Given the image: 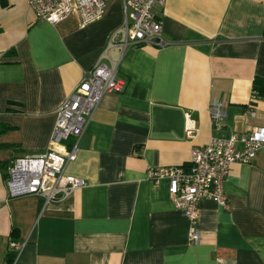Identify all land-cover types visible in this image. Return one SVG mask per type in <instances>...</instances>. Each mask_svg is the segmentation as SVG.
I'll return each instance as SVG.
<instances>
[{"label":"crops","instance_id":"obj_1","mask_svg":"<svg viewBox=\"0 0 264 264\" xmlns=\"http://www.w3.org/2000/svg\"><path fill=\"white\" fill-rule=\"evenodd\" d=\"M155 11L170 43L122 49L120 33L110 41L120 0L84 27L77 15L52 25L25 0H0V264L11 242L22 243L13 264H264V145L230 165L227 208L200 200L198 243L168 181L147 176L187 165L191 148L209 141L214 101L225 110L219 135L264 127V100L251 91L264 78V0H164ZM102 54L127 85L102 96L65 168L85 184L45 205L8 197L11 159L45 153L56 109Z\"/></svg>","mask_w":264,"mask_h":264},{"label":"built area","instance_id":"obj_2","mask_svg":"<svg viewBox=\"0 0 264 264\" xmlns=\"http://www.w3.org/2000/svg\"><path fill=\"white\" fill-rule=\"evenodd\" d=\"M25 1L37 19L52 25L61 23L71 15H77L80 26L84 27L100 20L107 8L105 0ZM120 2L123 22L110 36V41L120 33L119 44L122 49L132 45H149L158 49L170 43L161 34V22L155 11V7L162 5L164 0ZM103 54L93 67L84 71L73 91L56 109L45 153L36 157L18 156L11 159L5 178L8 197L31 194L45 205L69 198L75 189L85 184L82 178L66 174L65 168L75 160L79 151V138L102 96L105 93H121L127 85L126 78L118 72L116 65L103 62ZM209 115L215 134L207 143L191 148L187 165L152 167L147 170V176L153 182L159 179L168 181V190L175 208L189 222L188 240L191 243H198L202 239V233L197 227L200 200L212 198L223 208H227L223 182L230 165L234 162H250L264 145V127H254L247 133L219 135L225 116L220 101L211 103ZM195 132L193 125L185 128L188 138L193 137ZM70 138L71 142L66 144ZM237 142L242 143L241 149L236 148ZM10 247L14 253L12 260L2 264L14 263L22 243L11 242Z\"/></svg>","mask_w":264,"mask_h":264},{"label":"trees","instance_id":"obj_3","mask_svg":"<svg viewBox=\"0 0 264 264\" xmlns=\"http://www.w3.org/2000/svg\"><path fill=\"white\" fill-rule=\"evenodd\" d=\"M251 91L254 97L264 100V78L254 77L252 80ZM12 260V257L8 258V261Z\"/></svg>","mask_w":264,"mask_h":264},{"label":"rangeland","instance_id":"obj_4","mask_svg":"<svg viewBox=\"0 0 264 264\" xmlns=\"http://www.w3.org/2000/svg\"><path fill=\"white\" fill-rule=\"evenodd\" d=\"M111 1H112V0H106V3L109 4V3H111Z\"/></svg>","mask_w":264,"mask_h":264}]
</instances>
